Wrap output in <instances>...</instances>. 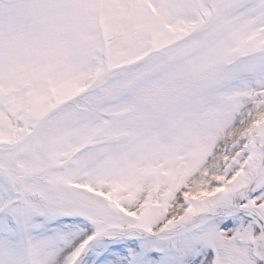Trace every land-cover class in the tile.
Masks as SVG:
<instances>
[{
	"label": "snow or ice",
	"instance_id": "1",
	"mask_svg": "<svg viewBox=\"0 0 264 264\" xmlns=\"http://www.w3.org/2000/svg\"><path fill=\"white\" fill-rule=\"evenodd\" d=\"M0 264H264V0H0Z\"/></svg>",
	"mask_w": 264,
	"mask_h": 264
}]
</instances>
